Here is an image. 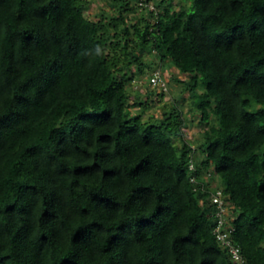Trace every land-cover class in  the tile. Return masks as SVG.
Returning <instances> with one entry per match:
<instances>
[{"label": "trees", "instance_id": "trees-1", "mask_svg": "<svg viewBox=\"0 0 264 264\" xmlns=\"http://www.w3.org/2000/svg\"><path fill=\"white\" fill-rule=\"evenodd\" d=\"M184 1L0 0V264H240L214 187L264 264V0Z\"/></svg>", "mask_w": 264, "mask_h": 264}, {"label": "rangeland", "instance_id": "rangeland-1", "mask_svg": "<svg viewBox=\"0 0 264 264\" xmlns=\"http://www.w3.org/2000/svg\"><path fill=\"white\" fill-rule=\"evenodd\" d=\"M176 3V7L180 3H184V0H174ZM99 7L105 8V9H112V7L109 5L108 0H89V5L87 11L93 12L94 10H97ZM151 55V54H150ZM149 55V56H150ZM148 56V57H149ZM153 68H158V65H152ZM166 69V68H165ZM164 69V70H165ZM163 70V71H164ZM147 71H150L148 69ZM178 71V70H177ZM176 70H171V69H166L164 72L168 76V87L167 91H165L164 96L160 98L159 96H155L154 98V103H149L144 112H143V117L147 118L148 114L151 111H159L165 108V105L170 101L171 96H177L179 91H180V83L174 79V76H179L180 73L177 72ZM174 75V76H173ZM141 77H136L137 83H141L140 86L141 88L145 89V82L140 79ZM180 108L182 109V114L185 118V123L183 124V130L185 137L192 143L193 146H196L201 138H202V133H201V126L198 123V114L195 112L191 113V105L189 99H184L182 102H179ZM135 110H138V107H133ZM175 141L178 143L179 139L176 137ZM197 154V152H196ZM195 154V156H196Z\"/></svg>", "mask_w": 264, "mask_h": 264}, {"label": "built area", "instance_id": "built-area-1", "mask_svg": "<svg viewBox=\"0 0 264 264\" xmlns=\"http://www.w3.org/2000/svg\"><path fill=\"white\" fill-rule=\"evenodd\" d=\"M137 4L140 6H145L150 9H154V0H137ZM149 80L159 86L161 89H166L168 87V79L167 77H163L159 74V70L155 69L152 71V74L149 77ZM190 168H194L195 165L193 162L189 163ZM191 181L193 183L196 182L195 176L191 177ZM210 200L214 205V213L217 217L216 223L214 226V235L215 238L221 243V245L227 250L228 254L231 258L239 262L240 264H249L245 262L243 256L239 251L238 245L232 242L231 239V231L233 230V226L231 225V211L228 210L227 201L224 199L223 194H221V189L218 187H214L210 192Z\"/></svg>", "mask_w": 264, "mask_h": 264}, {"label": "crops", "instance_id": "crops-1", "mask_svg": "<svg viewBox=\"0 0 264 264\" xmlns=\"http://www.w3.org/2000/svg\"><path fill=\"white\" fill-rule=\"evenodd\" d=\"M174 70H176L177 71V69H174ZM178 72V71H177Z\"/></svg>", "mask_w": 264, "mask_h": 264}]
</instances>
